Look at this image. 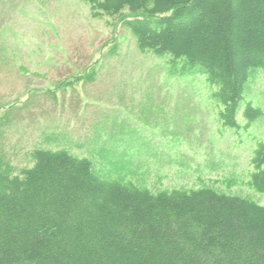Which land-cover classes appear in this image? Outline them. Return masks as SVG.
<instances>
[{"label": "trees", "instance_id": "trees-1", "mask_svg": "<svg viewBox=\"0 0 264 264\" xmlns=\"http://www.w3.org/2000/svg\"><path fill=\"white\" fill-rule=\"evenodd\" d=\"M82 1L174 76L202 71L224 129L264 118L246 98L250 73L264 75V0ZM30 159L17 172L0 165V264H264V205L254 200L212 187L153 192L67 147L38 146ZM251 166L242 183L264 195V141Z\"/></svg>", "mask_w": 264, "mask_h": 264}, {"label": "rangeland", "instance_id": "rangeland-1", "mask_svg": "<svg viewBox=\"0 0 264 264\" xmlns=\"http://www.w3.org/2000/svg\"><path fill=\"white\" fill-rule=\"evenodd\" d=\"M246 98L264 111L261 71L250 73ZM216 112L202 71L174 76L165 59L140 53L121 22L94 18L82 0H0L3 171L30 165L38 146L67 147L98 173L153 192L212 187L264 205L242 183L264 118L236 132Z\"/></svg>", "mask_w": 264, "mask_h": 264}]
</instances>
